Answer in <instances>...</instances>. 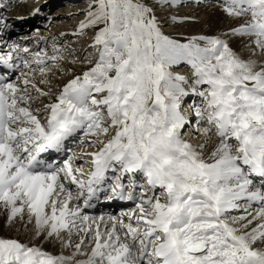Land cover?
Wrapping results in <instances>:
<instances>
[{
  "label": "snow or ice",
  "instance_id": "snow-or-ice-1",
  "mask_svg": "<svg viewBox=\"0 0 264 264\" xmlns=\"http://www.w3.org/2000/svg\"><path fill=\"white\" fill-rule=\"evenodd\" d=\"M77 16L0 15V264H264V0Z\"/></svg>",
  "mask_w": 264,
  "mask_h": 264
},
{
  "label": "bare ground",
  "instance_id": "bare-ground-1",
  "mask_svg": "<svg viewBox=\"0 0 264 264\" xmlns=\"http://www.w3.org/2000/svg\"><path fill=\"white\" fill-rule=\"evenodd\" d=\"M66 1L67 3H69L68 1H75V0H21L20 6H16V0H13V4H15V6H14L12 13L9 12L8 15H6L5 11L0 10V15L7 16L9 24L12 28V33H14L13 38H15L18 35L28 34L32 32L33 30L27 32L25 28L34 26L38 23L45 22L49 18L55 21V23L51 25L52 32L59 33L61 31H70L73 28H69L68 23H67L69 20L66 22V18H68L70 14L79 13L85 7V2H83L84 4H82L80 7L75 8V9H70L69 6L62 7L61 10L58 9L54 13H51L52 15H50V13L47 11L48 8L43 5L44 3H46L49 7H53L56 3H61V2H66ZM3 2H5V0H0V3H3ZM37 6L44 8L43 13L40 16H30L29 15L30 11L34 7H37ZM46 13L48 14L46 15ZM17 17H23V19H18ZM80 18L82 17L77 16L75 18V21L73 22L76 23L78 19ZM69 19H72V18H69ZM47 24H48V21L45 22V24L43 25H47ZM223 26H224L223 23L216 22L213 26V29L215 27H223ZM37 28H39V26ZM195 30L198 31L199 29H195ZM205 30H207L206 27H205ZM3 228H4L3 222L0 221V233L3 232Z\"/></svg>",
  "mask_w": 264,
  "mask_h": 264
},
{
  "label": "rangeland",
  "instance_id": "rangeland-1",
  "mask_svg": "<svg viewBox=\"0 0 264 264\" xmlns=\"http://www.w3.org/2000/svg\"><path fill=\"white\" fill-rule=\"evenodd\" d=\"M69 3H67V1L66 2H61V3H56L53 7H49L46 3H44L43 5L44 6H46L47 8H48V12L50 13V15H52L51 13H54L56 10H58V9H60L61 10V8L62 7H65V6H69L70 7V9H75V8H78V7H80L82 4H84L83 2H85V0H75V1H68ZM12 3H13V0H12ZM14 6H15V4H13V7L10 9V10H8L7 12H6V15H8V13L9 12H11L12 13V11H13V9H14ZM42 9H44V8H42ZM48 13H46V15H47ZM70 18V16L68 17V18H66V22L68 23V26H69V28H74V26L76 25V23H74L73 21H75V19H69ZM48 21V20H47ZM47 21H45V22H47ZM45 22H42V23H38V24H36V25H34V26H31V27H26L25 28V30L27 31V32H29V31H31V30H35V29H40L41 31H42V33L45 31V26L46 25H43V24H45ZM70 23V24H69ZM39 26V28H37ZM43 28V29H42ZM18 33V32H17ZM16 34V33H15ZM12 36H14V33H12L11 34Z\"/></svg>",
  "mask_w": 264,
  "mask_h": 264
}]
</instances>
